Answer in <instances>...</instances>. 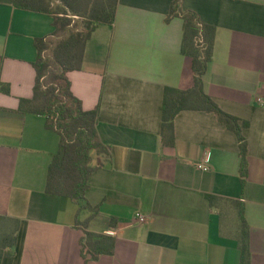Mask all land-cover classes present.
<instances>
[{
    "label": "crops",
    "instance_id": "crops-1",
    "mask_svg": "<svg viewBox=\"0 0 264 264\" xmlns=\"http://www.w3.org/2000/svg\"><path fill=\"white\" fill-rule=\"evenodd\" d=\"M173 1L119 0L116 19L87 41L82 69L67 73L84 109L98 108L105 146L92 152L86 198L93 208L79 213L75 200L46 192L60 134L43 114L20 110L34 97L35 42L53 36L54 16L0 0V218L19 219L15 253L0 264H86L85 231L116 242L114 254L89 264H240V206L251 264H264V0L181 3L216 28L203 86L249 123L245 184L239 138L215 113L183 110L175 144L164 142L166 88L192 85L181 51L184 19L169 18ZM206 153L208 172L198 169Z\"/></svg>",
    "mask_w": 264,
    "mask_h": 264
},
{
    "label": "trees",
    "instance_id": "trees-1",
    "mask_svg": "<svg viewBox=\"0 0 264 264\" xmlns=\"http://www.w3.org/2000/svg\"><path fill=\"white\" fill-rule=\"evenodd\" d=\"M54 9L49 0H15V5L28 11L46 12L54 16L53 36L37 39L38 56L35 62L36 84L32 100L22 99L20 110L25 113L43 114L47 126L61 136V145L49 165L46 192L59 197H69L79 204V213L93 208L86 198L94 150H105L98 135V108L84 109L80 99L72 92L67 73L82 69L86 43L99 24H111L116 19L119 0H58ZM183 0H174L169 18L184 19L181 51L185 58V75L191 74L188 88L167 87L162 112V136L166 144H175V117L183 110H205L215 113L218 119L236 132L240 141L242 182L248 170V142L243 135L247 121L227 113L204 90L203 77L208 63L213 59L216 28L203 23L192 10H183ZM86 31L78 29L82 23ZM9 92V89L6 90ZM214 203L218 198L207 195ZM242 224L239 233L240 264H251L250 233L243 207L239 208ZM79 220V219H78ZM77 220V224L80 222ZM19 219L0 218V262L3 255L15 253ZM115 238L112 235L85 231L81 238L82 253L86 264L105 254H114Z\"/></svg>",
    "mask_w": 264,
    "mask_h": 264
},
{
    "label": "built area",
    "instance_id": "built-area-1",
    "mask_svg": "<svg viewBox=\"0 0 264 264\" xmlns=\"http://www.w3.org/2000/svg\"><path fill=\"white\" fill-rule=\"evenodd\" d=\"M259 102H263L262 98H258ZM198 169L202 171L208 172L211 169V158L209 154L206 153V155L203 157L202 161L198 163ZM137 217L140 219V221L145 222L146 216L142 213H138Z\"/></svg>",
    "mask_w": 264,
    "mask_h": 264
},
{
    "label": "rangeland",
    "instance_id": "rangeland-1",
    "mask_svg": "<svg viewBox=\"0 0 264 264\" xmlns=\"http://www.w3.org/2000/svg\"><path fill=\"white\" fill-rule=\"evenodd\" d=\"M50 1V3H51V5H52V7L54 8V9H56V8H58V5H59V1L58 0H49ZM84 20H82V23H79L78 24V29H82V31H86V27H85V24H84Z\"/></svg>",
    "mask_w": 264,
    "mask_h": 264
}]
</instances>
